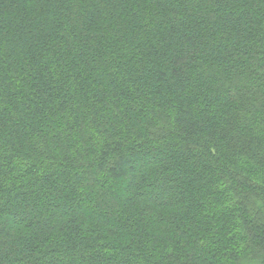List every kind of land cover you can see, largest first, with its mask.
Masks as SVG:
<instances>
[{"label":"trees","instance_id":"16d2710c","mask_svg":"<svg viewBox=\"0 0 264 264\" xmlns=\"http://www.w3.org/2000/svg\"><path fill=\"white\" fill-rule=\"evenodd\" d=\"M0 264H264V0H0Z\"/></svg>","mask_w":264,"mask_h":264}]
</instances>
